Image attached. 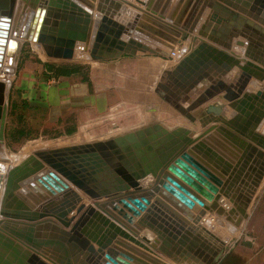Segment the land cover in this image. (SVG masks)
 <instances>
[{"label": "water", "instance_id": "95a60500", "mask_svg": "<svg viewBox=\"0 0 264 264\" xmlns=\"http://www.w3.org/2000/svg\"><path fill=\"white\" fill-rule=\"evenodd\" d=\"M93 1L29 0L31 9L16 33L38 41L49 57L73 59L78 47L90 49L94 60L135 55L139 50L167 54L162 50L172 49L177 37L189 33L207 37L213 45L200 40L166 72L167 87L179 94L174 105L204 131L196 136L185 126L170 129L155 123L104 141L35 151L6 175L0 173V192L5 182L0 264H46L40 256L48 258L51 252L56 264H98L99 260L110 264L104 256L113 264H168L155 251L176 264H212L230 236L218 230L222 239L204 228L219 240L216 245L210 238L194 235L195 229L202 226L207 211L226 214L239 225L243 216L248 217L249 203L264 178V89L245 92L252 77L264 80V28L252 20L258 16L252 11L261 12L264 3L216 0L210 3V21L199 29L192 16L200 0H149L147 6L158 17L144 15L133 22L114 18L102 3L98 5L102 15L93 22ZM3 8L0 0V13ZM232 38H240L235 44L245 48L249 61L244 64L240 53L231 49ZM17 49V41L11 39L8 53L15 56ZM235 68L240 73L228 82ZM205 80L211 82L208 88L187 106L182 104ZM4 87L0 85V139ZM221 92L228 105H210L200 119L193 114ZM229 107L233 113L229 114ZM147 177L153 181L145 188L141 180ZM129 190L132 193L126 194ZM79 191L93 205L84 209ZM224 198L233 204L228 211L220 202ZM74 210L85 211L72 225L75 217L69 214ZM142 210L146 213L135 223ZM238 212L241 216L236 219L231 216ZM53 219L63 226L60 236L46 233ZM145 228L153 232L154 240L138 238Z\"/></svg>", "mask_w": 264, "mask_h": 264}, {"label": "rangeland", "instance_id": "374dc122", "mask_svg": "<svg viewBox=\"0 0 264 264\" xmlns=\"http://www.w3.org/2000/svg\"><path fill=\"white\" fill-rule=\"evenodd\" d=\"M188 44L189 41L187 42L186 39L184 45L188 48L187 51H191L189 50L191 47H187ZM40 51H42V56ZM177 57L171 56L170 59L172 62H179ZM42 59L63 63L61 65L70 67L76 65L78 72L70 76L57 77L56 72L48 67L50 63L45 64ZM124 59L123 63L126 64L137 61V57L134 56H126ZM95 61L89 54L76 56L73 60H54L48 58L41 44L29 41L22 43L14 66L11 65L13 78L5 79L11 84L7 88L4 83V124L0 139V161L5 162L11 169L35 151L104 141L155 123H161L170 129L185 126L191 128L192 134L196 136L204 131L199 122L193 123L176 108L174 100L171 102L161 95L163 91L159 82L164 81L166 73H162V77L157 78L153 86L142 89L143 94L139 93L137 97V100L142 99L141 102L131 104L118 101L113 103L93 120H91L93 117L88 118L87 116L85 121H90L82 127H78L75 113L71 109L63 107L61 116L57 119L56 114L50 112L48 105L34 108L30 105L31 100L25 98L29 92H36L37 99L40 91H49L51 87L60 85L61 81H67L68 78L89 81ZM98 72L102 74V69H99ZM210 83L207 80L203 81L196 90L190 93L188 102L182 104L185 106L190 104L208 88ZM224 94L225 92H221L215 95L194 110L193 114L200 119L205 116L208 106L220 103L228 105L223 97ZM167 100L168 102H166ZM137 107L141 110H137ZM233 111L229 107V114ZM140 113H143L147 118H140ZM152 179V177H147L141 180V184L146 185ZM225 204L230 208L233 207V204L224 198L221 205L228 211L229 207L227 208ZM247 213L248 217L243 216L239 225L229 220L226 214L221 215L216 211H207L205 217L202 218V224L208 220L213 223L210 231L214 232L217 237L223 239V235L218 229L230 236L221 255L212 264H264V178L249 203ZM239 215L241 214L239 213ZM229 229L234 232L232 233ZM148 233L153 236L150 232ZM203 234L207 235L212 243L220 244L219 240L210 233L204 231Z\"/></svg>", "mask_w": 264, "mask_h": 264}, {"label": "crops", "instance_id": "0c3cea01", "mask_svg": "<svg viewBox=\"0 0 264 264\" xmlns=\"http://www.w3.org/2000/svg\"><path fill=\"white\" fill-rule=\"evenodd\" d=\"M131 1L142 9V15H141L140 20H143L142 17H144V15H147V14L155 18L158 17V15H154L151 12H147L146 7L138 3L137 0H131ZM195 4H196V1H194L193 4H191L188 15L190 14V11L194 9ZM173 6H174V3L172 7ZM113 10H114V14L117 13L121 15L122 8L120 7L117 8V12L115 9ZM143 13H147V14H143ZM92 20L94 22V18H92ZM161 21L165 23L166 19H162ZM201 22L202 21H200L199 23ZM194 23L195 21L193 22V24ZM150 24L154 26V24L152 23ZM136 27L139 28L138 24ZM196 36L200 37L198 35ZM196 36L195 34L187 35L186 37L183 38L181 43L179 42L176 45V47H179V45L180 47H185L184 44L187 39V42L189 41L188 47L189 48L191 47L190 50H192V47L194 45H197L198 43H200L198 40L195 42ZM155 37L158 40H161L162 42H167L166 39L162 36L155 35ZM176 39L177 41H180L181 37H177ZM235 49L239 50L237 52L240 53L241 55L240 58L241 60H243L241 64H244L245 61H249V59L244 57V51H241V48L236 46ZM131 51H135V49H131ZM41 52L42 51L39 52L40 55H41ZM84 54L90 55V52L89 51H77V50L75 51V57L83 56ZM126 56L137 57L136 63H131V64L123 63L125 61L124 57ZM48 58L54 59V60H73L74 59V58L73 59L54 58V57H49V56ZM42 60L45 64H48V63L56 64L57 63L55 61H49V60H44V59ZM169 61H171L170 58L164 55H161L159 53H153L150 51L142 52L140 50L135 55L123 54L120 58L96 60L95 65L92 69L93 72L91 74V78L89 81H82V80H75L73 78L72 79L68 78L67 81H61L60 85L58 84L56 86L51 87L49 91H45V92L40 91L39 97L37 99H36V95H37L36 92H29V94L25 96V98H29L31 100L30 105L33 106L34 108H38L41 105H48V107H50L49 108L50 112L56 114L57 119L61 116L63 107H67L71 109L72 112L75 113L76 120L78 122V127H82V125H86L87 122L90 121V120L85 121L87 120V116L88 118L93 117L91 119L93 120L95 117H97L99 113H101L103 110H106V108L109 105H112L113 103H117L118 101H121L124 103H131V104L141 102L142 99L137 100V97L139 93L143 94L142 89L143 88L147 89L153 86V84H155V80L159 77H162L161 76L162 73H166L168 70H172L173 67H175L178 64V62H172V61L169 62ZM105 62H110V63H105ZM57 64H63V63L58 62ZM99 69H102V74L101 72L100 73L98 72ZM239 73H240V69L235 68L233 71L234 75L232 76L231 80H228V82L233 81L234 77H237ZM167 84H168V75L166 74V78L164 79V81L159 82V86L162 88V91H163V94L161 95L165 99H167L168 97V98H171V100L176 101L177 96L179 94L177 93V91L168 88ZM261 89H264V80H259L255 77L251 78L248 86L246 87V91L248 90L254 93ZM171 92L175 93L176 96H173ZM166 102H168V100ZM181 103L183 102L181 101ZM137 110H141V108L137 107ZM139 117L147 118V116H145L143 113H140ZM81 194L85 196V198L87 197V195L84 194L83 192ZM154 199L155 197L153 198L152 201H154ZM85 202L91 203V199L90 198L88 199L87 197L85 199ZM226 207L230 208V206L228 205ZM75 212L76 211H74L72 215H76ZM238 213L236 214L235 218L238 217L239 215ZM209 230H210V227H209ZM146 232H149V231H147L146 229ZM198 234L199 235L201 234L204 237L207 236L203 234L202 231L201 232L199 230L194 231V235H198ZM153 237L155 236H150L148 238L149 239L151 238L153 240ZM207 239H209L208 236H207ZM95 247L97 248V246ZM155 254L168 264H176L171 259L167 258L164 254H162L160 251H156Z\"/></svg>", "mask_w": 264, "mask_h": 264}, {"label": "bare ground", "instance_id": "6f19581e", "mask_svg": "<svg viewBox=\"0 0 264 264\" xmlns=\"http://www.w3.org/2000/svg\"><path fill=\"white\" fill-rule=\"evenodd\" d=\"M2 1H3L4 8L1 9L2 12L0 13V85L5 83L7 85V88H8V86L11 84V82H9V81H7L5 79L13 78L12 77V72H13L12 66H14V64H15V61H16V58H17V55H18V51H19L20 46L22 45V43L26 42V41H29V42H32V43H38V44H40V43L38 41H36V40H33V39L29 40V39H27V37H23L21 34L16 33L18 28L23 26V24L25 23V21L27 19V16H28V13H29V10L31 9V6L29 5L30 4L29 0H11V1L10 0H2ZM148 1L149 0H138L137 2L142 4L143 6H145L147 12H151L149 7L147 6ZM260 1H261L260 3H264V0H260ZM95 2H96V4H95ZM214 2H216V0H200L199 1V4L197 6V11L192 16V18L194 20L195 19L197 20L199 29H203V26H205V24H207L210 21V15H211V11H212L211 10V4L214 3ZM99 3H102V5L107 7V9H110L113 13H114L113 9H115L116 12H117V8H119V7L122 8L121 15H119L117 13L114 14V17L115 18L118 17V19L120 17L122 19L130 20L131 22H133L135 19H136V21H138V19L141 18V15H142V9L140 7H138L137 5H135V3H133L131 0H95L94 1L93 11H92V14H91V18H94V21L97 18L99 19L100 16L98 14L102 15V13H100V11L98 10ZM4 11H7V12L10 11L11 14L10 15H5V14H3ZM252 13L254 15L258 14L257 19H252L253 22L264 28V8H262L261 12H259V13H256L254 11H252ZM143 14H147V13H143ZM1 17H5V18H1ZM200 21H202V22L199 23ZM22 22H23V24L21 25ZM198 36H200V35H198ZM259 37H261V34H259ZM183 38L184 37H182L180 41H177L175 44H173L172 45L173 46L172 49H170L168 51L167 50H162L160 48L162 51L166 52L167 54H162V53H159V54L170 58L173 53L176 52V54H178L179 53L178 51H180L179 56L182 55V51H184L186 46L185 47H180V46L176 47V45L179 42L181 43ZM11 39H14V40L17 41L18 49H17V54L15 56H13V55L8 53L9 42H10ZM237 39H240V38H232V43H233V46L231 48L232 51H239V50L235 49V47L237 46L235 44V41ZM200 40H203V41L208 42L209 44H212L211 42L208 41L207 37L203 38V37L200 36V37H198V41L201 42ZM144 41H146V40H144ZM196 41L197 40H195V42ZM262 42H264V41H262ZM148 43H149V45L152 44L156 49H158V46H155V44L150 43V42H148ZM166 44H169V43H166ZM197 45H194L192 47V50ZM238 47L241 48V51L245 50L244 47H240V46H238ZM76 50L77 51H86V50H80L78 47H77ZM87 51H90V49H88ZM147 51H150V50H147ZM191 51H189V53ZM189 53L187 54V52H186L181 57H177V60H179V62H180L184 57L189 55ZM245 92H246V89H245ZM9 169L10 168L6 165V163H4V162L2 163V161L0 162V173L5 174V173H7V171ZM152 181H153V179H152ZM147 185H149V183H147L146 185L142 184V186L145 187V188L147 187ZM70 188L74 189L75 186L70 185ZM4 190H5V182L2 184V190L0 192V207H1V200H2V196L4 194ZM132 191L133 190H129V191L126 192V194H130V193H132ZM79 192L82 193L81 191H79ZM124 196H125V194H124ZM87 197L89 199V196H87ZM86 198H85V196L82 195V201L80 203V204H84L85 205L84 209H86L87 207L93 205V200L91 198H90L91 199V203H85L84 201H85ZM27 199H28V202L34 203L30 199V197H28ZM106 200H107L106 198H103L101 201H106ZM222 201H224V199ZM44 202H45V200L42 201V203H44ZM147 206H148V204H147ZM225 206H227V204H225ZM74 211H76V210H74ZM83 211H85V210H83ZM83 211H81L80 213H78L76 211L75 212L76 215H72V213H73L72 212L71 213L72 216L69 214V218L75 217L74 221L72 222V225L77 221V219H79V217L82 215V213H84ZM145 213H146V210H142L141 211V216L135 218L136 219L135 223H137L144 216ZM119 217L121 219H123L122 216L119 215ZM212 224L213 223L210 220H208L206 223H203L202 226H198V228H196L195 230H199L200 232L201 231L204 232L205 231L204 228L209 229V227H211ZM59 227L62 228L63 226L61 225V223H59V222H57L56 220L53 219V226L50 229H47L46 233H48L50 235L53 234L55 236L56 235L60 236ZM65 229L68 230V231L70 230L68 228H65ZM218 230H221V229H218ZM229 230H231V229H229ZM147 231H149L153 236H155L153 234V232H151L150 230L147 229ZM231 231H232V233L234 232L233 230H231ZM43 232H45V231H43ZM224 234H227V233L224 232ZM137 236H138V238H145L146 237L147 239H149L148 237H150V234L148 232H146V228H145V229L140 230ZM154 238L155 237H153V240H154ZM94 246H97V244H94ZM97 248H98V246H97ZM53 256H55V254L51 252V253H47V257L48 258L43 257V256H40V257H41L42 260H44L46 262V264H56L57 262H56V260L53 259ZM81 259L84 262L88 261L85 258V254L81 255ZM104 259L106 261H108L110 264H113L111 262V260L108 259L106 256L103 257V260ZM128 263L129 264H134L132 261H128ZM98 264H107V263L104 262V261L99 260Z\"/></svg>", "mask_w": 264, "mask_h": 264}, {"label": "trees", "instance_id": "16d2710c", "mask_svg": "<svg viewBox=\"0 0 264 264\" xmlns=\"http://www.w3.org/2000/svg\"><path fill=\"white\" fill-rule=\"evenodd\" d=\"M48 67L56 72V76H61V75H74L76 72H78V66H68V65H61V64H48ZM60 73V74H59Z\"/></svg>", "mask_w": 264, "mask_h": 264}, {"label": "built area", "instance_id": "2783aa9c", "mask_svg": "<svg viewBox=\"0 0 264 264\" xmlns=\"http://www.w3.org/2000/svg\"><path fill=\"white\" fill-rule=\"evenodd\" d=\"M187 47H188V46H187ZM187 50H188V48H185L184 51H182V55H184L186 52L188 53L189 51H187ZM178 52L180 53V51H178ZM179 53L176 54V52H175V53H173L171 56H172V57H173V56L181 57L182 55L179 56Z\"/></svg>", "mask_w": 264, "mask_h": 264}]
</instances>
